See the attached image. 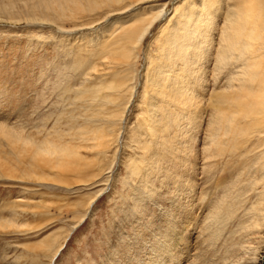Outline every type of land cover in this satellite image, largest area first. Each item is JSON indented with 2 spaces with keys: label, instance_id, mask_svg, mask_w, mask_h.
Masks as SVG:
<instances>
[{
  "label": "rangeland",
  "instance_id": "rangeland-1",
  "mask_svg": "<svg viewBox=\"0 0 264 264\" xmlns=\"http://www.w3.org/2000/svg\"><path fill=\"white\" fill-rule=\"evenodd\" d=\"M167 2L168 12L172 0ZM20 7L17 4V8ZM0 8V16L4 17L0 20V124L17 127L21 122L29 125L32 121L39 129L46 126L47 139L52 143L67 145L71 142L69 134L77 133L76 126L83 123L77 120L83 115V99L76 91L81 90L84 76L75 70V58L84 56L89 61L86 55L98 47L108 23H93L91 27L79 29L70 22L65 23V28L51 22L31 25L9 18L21 11H10V15L2 10V4ZM160 25L161 22H156L150 36H145L135 70H128L126 74L130 80L127 86L134 87L135 93L124 118H117L119 121L111 128L119 133L109 136V145L97 147L104 155L95 151L94 142H87L93 148L80 151V156L86 159L84 175L45 169L36 170L37 174L43 173L42 178L30 174L32 178H26L20 176V170L25 168L19 164V173L15 175L17 179L20 176L18 180L0 174V224L10 226L0 228V264H135L142 258L146 243L162 251V261L158 260L162 264H225L223 258L232 243L226 241L229 238L233 241L242 231L245 217L241 218L243 207L237 210L240 199L245 195L251 203L255 197L251 178L247 176L251 170L240 171L239 168L244 160L249 162L255 155H264V136L261 135V139L260 135L250 133L238 137L231 134L224 146L214 143L213 146L206 139L203 122L197 131L188 128L189 137L184 138L186 142L183 140L185 147L175 144L173 153L178 155L180 163L172 167L170 162L154 163L148 171V183L133 178L128 166L143 155L131 140L143 119L139 92L145 81L147 57L154 53L155 34ZM77 37L81 38L77 40ZM204 112L206 120L209 111L206 108ZM120 122H123L122 127ZM243 126L245 128L244 122ZM27 127L24 124L25 130ZM43 137L36 135L37 140ZM5 142L0 137V161L11 158V162H16L6 154L9 149ZM204 146L206 149L209 146L213 156L217 154L208 162L201 159ZM234 154L239 158H233ZM145 164V160L139 163L141 167ZM99 165L103 166L102 170L97 169ZM205 165L211 168L205 169ZM260 165L251 164V169L259 170ZM246 191L249 193L245 194ZM98 194L101 195L96 198ZM250 203L245 206L248 208ZM80 215L85 218L81 224H76ZM60 244L61 251L52 259L50 256ZM143 259L147 262V258ZM260 264H264V260Z\"/></svg>",
  "mask_w": 264,
  "mask_h": 264
},
{
  "label": "bare ground",
  "instance_id": "bare-ground-1",
  "mask_svg": "<svg viewBox=\"0 0 264 264\" xmlns=\"http://www.w3.org/2000/svg\"><path fill=\"white\" fill-rule=\"evenodd\" d=\"M1 1L5 13L22 12L9 18L30 24L51 22L58 28H65V23L70 22L72 27L79 29L83 26L91 27L93 23H108L105 28L107 32L101 37L103 40H98V47L87 52L89 61L84 56L75 58L74 68L84 76L81 90L76 91L83 99V115L77 120L83 123L76 126L77 133L69 134L71 142L55 145L47 139L46 126L39 129V125L32 121L29 125L21 122L17 127L0 124V137L6 141L9 149L6 154L16 159V162H11V158L9 161H0L1 175L17 179L15 175L19 173L18 164L24 166L22 169H28L29 173L19 169L22 173L20 176L26 178H32L30 175L42 178L43 173L37 174L36 170L45 169L84 175L86 159L80 156V151L93 147L97 151V147L110 144L107 143V139H111L109 136L119 133L111 128L128 110L135 93L134 87H130V84L127 86L130 80L126 74L128 70H135L142 41L145 36H150V30L156 22H161L155 34L156 46L153 55L147 57L145 81L139 92V95L142 94L143 109L140 115L143 119L133 132L134 138H130L136 149L143 154L138 161L133 160L128 166L133 178L147 181L148 171L157 162H170L171 167L180 163L178 155L176 157L173 153L175 144L185 147L184 138L189 134L188 128L197 131L203 122L210 145L214 143L224 146L231 134L237 137L247 133L260 135V138L264 136V0H172L168 12L167 0ZM17 4L22 7L17 8ZM140 5L143 7L139 8ZM2 18L0 16V20ZM61 31L66 32L63 29ZM39 40L34 39L36 43ZM92 46L90 44V48ZM216 87L218 90H215ZM206 108L209 113L205 115V120ZM243 122L245 128L241 127ZM24 124L28 126L27 130ZM36 135L46 136L37 140ZM253 141H256L255 138ZM87 142H94L93 147L88 146ZM204 147L200 153L204 156L199 159L208 162L217 154L215 152L213 156L209 146L208 149ZM98 154L104 155V152ZM233 158L239 157L234 154ZM144 160L146 164L141 167L139 163ZM248 160L243 161L239 170H251L247 176L251 178V191L255 197L253 203L245 195L240 199L237 210L243 207L241 218H245L241 223L239 237L226 241L232 243L223 258L225 264H260L264 260V173L260 172L264 170L261 167L264 166V155H255ZM259 163V170L251 169V164L257 166ZM102 167L99 165L97 169L102 170ZM204 168L209 169L211 165H205ZM204 168H201L202 173H205ZM247 203H250L248 208L245 206ZM85 215H80L76 224H81ZM4 225L0 224V228L10 227L9 224L6 227ZM61 249L62 244L55 248L50 257L53 259ZM161 256L162 251L159 252L152 243H146L142 258L139 257L135 264H162L158 261H162Z\"/></svg>",
  "mask_w": 264,
  "mask_h": 264
}]
</instances>
